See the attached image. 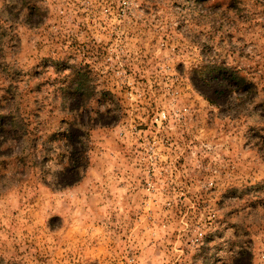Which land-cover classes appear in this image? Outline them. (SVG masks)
Masks as SVG:
<instances>
[{
  "label": "rangeland",
  "instance_id": "1",
  "mask_svg": "<svg viewBox=\"0 0 264 264\" xmlns=\"http://www.w3.org/2000/svg\"><path fill=\"white\" fill-rule=\"evenodd\" d=\"M0 264H264V0H0Z\"/></svg>",
  "mask_w": 264,
  "mask_h": 264
},
{
  "label": "trees",
  "instance_id": "2",
  "mask_svg": "<svg viewBox=\"0 0 264 264\" xmlns=\"http://www.w3.org/2000/svg\"><path fill=\"white\" fill-rule=\"evenodd\" d=\"M71 83L76 84L77 87H81L83 85L82 78L83 75L80 74V71H73V73L70 74Z\"/></svg>",
  "mask_w": 264,
  "mask_h": 264
}]
</instances>
